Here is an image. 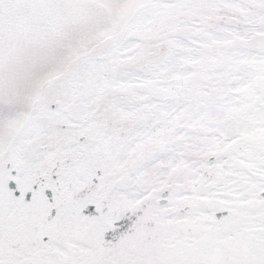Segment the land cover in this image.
Wrapping results in <instances>:
<instances>
[{"label":"snow or ice","instance_id":"6c2138e0","mask_svg":"<svg viewBox=\"0 0 264 264\" xmlns=\"http://www.w3.org/2000/svg\"><path fill=\"white\" fill-rule=\"evenodd\" d=\"M0 264H264V0H0Z\"/></svg>","mask_w":264,"mask_h":264}]
</instances>
